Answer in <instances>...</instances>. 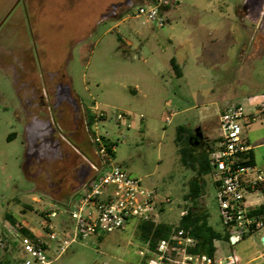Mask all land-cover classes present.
Returning a JSON list of instances; mask_svg holds the SVG:
<instances>
[{"label":"rangeland","instance_id":"rangeland-1","mask_svg":"<svg viewBox=\"0 0 264 264\" xmlns=\"http://www.w3.org/2000/svg\"><path fill=\"white\" fill-rule=\"evenodd\" d=\"M152 2L25 0L24 6L18 0H0V236L11 245L21 247L22 236L15 231L18 225L33 229L47 241L41 231L43 211L53 209L52 202L64 205L63 198L72 194L69 186L78 184L74 169L84 161L96 164L98 160L93 143L90 161L84 160L56 138L55 131L62 157L67 150L73 156L65 161L62 157L48 164L45 161L49 177L30 173L25 137L29 120L23 105L25 90L18 78L21 73L23 79L30 72L29 78L37 82L41 71L64 79L60 84L67 85L78 104L77 125L71 123L74 108L67 110L65 131H75L78 126L77 136L87 141L91 142L94 134L112 141L115 163L140 178L145 187L169 197L159 221L173 226L194 206L185 196L196 172L181 158L190 159L197 168L200 160L210 163L212 152L200 147L191 152L187 149L184 156L178 153L177 129L194 132L201 127L202 132L206 127L204 133L212 143L225 96L232 95L231 85L238 90L256 89L254 101H260L264 35L255 33L257 24L246 17L250 15L246 0H169L162 12V28L136 16L139 5ZM251 45L255 58L250 63L240 62L243 48L251 56ZM171 59L183 76L176 75ZM236 99L241 97L233 102ZM118 114L124 118L118 120ZM87 115L97 117L91 131H85ZM34 119L50 120L56 127L51 118ZM248 135L255 147L264 142V127L256 123ZM260 150L254 149L257 159ZM202 177L204 195L198 203L209 215L208 224L223 233L213 170ZM61 178L66 180L59 183ZM61 209L58 206V217L51 219L56 232L62 222L71 223ZM139 222L131 220L111 233L79 234L54 264H143L146 248L139 238ZM214 245L218 252L232 253L238 264H264V243L258 235L247 236L235 246L222 240ZM55 250L52 244L50 251ZM11 255L17 253L8 257Z\"/></svg>","mask_w":264,"mask_h":264},{"label":"built area","instance_id":"built-area-1","mask_svg":"<svg viewBox=\"0 0 264 264\" xmlns=\"http://www.w3.org/2000/svg\"><path fill=\"white\" fill-rule=\"evenodd\" d=\"M168 1L153 0L149 5H139L136 16L143 17L156 28H162L165 24L162 12ZM123 118L124 114L117 115L118 120ZM262 119L264 98L249 110L241 104L230 105L218 117L219 138L215 150L211 152L210 163L214 180L219 183L216 197L230 246L237 245L244 235L264 237V213L250 215L251 209L245 202L247 190L262 193L264 168L245 164L251 146L242 133L244 125ZM102 137L94 134L90 138L98 160L96 164L87 163L90 175L82 186L83 191L73 202L61 207V212L68 215L70 225L62 222L60 232L55 231L51 219L59 214L58 207H54L44 211L41 217V231L47 241L31 228L27 229L33 238L23 236L18 230L21 226H16L15 231L22 236L21 247L11 245L7 238L0 236V264L4 257L9 258V253H17L9 258L11 264H54L79 234L111 233L125 228L134 219L160 222V210L170 202L169 197L145 187L140 178L115 163ZM110 149L113 151L114 147ZM52 244L56 247L54 253L50 251ZM144 245L143 264H238L232 253L218 252L217 249L213 254L195 252L197 239L183 229L160 239L153 248Z\"/></svg>","mask_w":264,"mask_h":264},{"label":"trees","instance_id":"trees-1","mask_svg":"<svg viewBox=\"0 0 264 264\" xmlns=\"http://www.w3.org/2000/svg\"><path fill=\"white\" fill-rule=\"evenodd\" d=\"M170 64L176 75L180 76V69L174 59H171ZM87 117V127L91 131L96 117L94 115H87ZM198 133H200V130L193 132L189 129H186L185 127H179L177 129V135L175 138L176 145L178 146V153L184 156L185 153L188 152L187 149H189L191 152L192 148L200 147L207 148L209 152L215 150L216 147L214 142L216 143L218 140L212 143L209 141L203 142L202 136H198ZM102 139L107 146L108 152L113 158L114 150L112 151L110 148L114 147L115 144L105 137H102ZM181 160L185 166L193 168V170L196 172V176L193 177L189 182V193L185 196L187 200L192 201L194 206L185 211V213L180 217V220L176 226L166 224L164 222L155 223L148 220L140 221L137 226L139 238L143 244H147L150 248H153L160 239L169 237L178 229H183L189 232L192 237L197 239V245L193 249L195 252L213 254L216 250L214 245L215 241L222 240L227 242L229 240V234L226 228L223 233H219L208 224L209 215L206 209L198 203V200L204 195L205 182L202 176L208 172H211L213 167L207 159L200 160L201 164L197 168L192 163L193 161H190V159V162L185 157H182ZM245 164L254 165L252 152L248 154V161ZM215 185L218 187L219 183L215 181ZM262 192L264 193V188L262 189ZM162 210L163 208H161L160 211L162 212ZM260 213H264V204H260L259 206L250 210V215H256ZM6 218L12 222L15 221L10 219V216H7ZM18 230L23 236L33 238V235L27 228L21 226ZM247 236L250 235H244L243 239ZM11 262L12 261L9 260V258L4 257L1 264H11Z\"/></svg>","mask_w":264,"mask_h":264},{"label":"crops","instance_id":"crops-1","mask_svg":"<svg viewBox=\"0 0 264 264\" xmlns=\"http://www.w3.org/2000/svg\"><path fill=\"white\" fill-rule=\"evenodd\" d=\"M245 8H246L248 14H250L249 16H246V17L248 19L250 18L249 20L252 23L254 21L257 24L258 27H259V24H260L259 28L258 27L255 28L256 29L255 33L256 32H260L262 35H264V0H246ZM253 13H256V15H254V17H255L254 20L252 19ZM260 19H261V23H259ZM249 34H251V32ZM245 49L246 48H243L241 50V52H240V55H239L240 62H242V63L243 62L250 63L252 57L255 58L254 55H253L254 53H253L252 45H251V56H249V55H247V53H245V51H244ZM261 50H262L261 54H263L264 53V47L261 48ZM176 64H177V62H176ZM183 75H184V72H183V70L180 69V76H183ZM262 86L264 87V85H262ZM229 88H230L229 90H231V92H232V95L229 96V97L225 96L226 97L225 98V102H224V105L222 106L220 112L225 110L228 106L234 105V104H241V105L245 106L246 109L249 110V109H251L253 107L254 104L257 103L256 101H254L256 97H253L256 89L248 88L247 90H238L232 85ZM235 97H241V100L240 99H236L235 102H233L232 99L235 98ZM263 98H264V92L262 94H260L259 100H261ZM256 123H259L261 126L264 127V119H262L260 121L254 122V123L244 125L242 133L244 132L243 136L246 139L247 143L251 146V152H252L253 159H254V166L256 168L263 169L264 168V149H263L264 148V142H259V143L255 144V147H254L250 143L249 135H248V130H250V126H252V125H254ZM77 127H76V130H77ZM217 127H218V119H217ZM200 128H198L197 130H200ZM85 129H86L85 131H87V128H85ZM197 130H195V131L197 132ZM204 131L205 132L207 131L206 127L202 128V132L200 130V134L202 136L203 142H208V141L210 142L211 138L209 137V135H205ZM72 135H73L72 136V143H71L70 146L73 149V151H75L77 154H79L84 160L91 159L90 157H91L92 152L94 151V148L91 145L90 140L87 141L83 137H78L76 132L75 133L73 132ZM25 137H26V135H25ZM218 138H219V127H218V134H217V136L213 137V141H217ZM216 146H217V144H216ZM257 147L258 148H262V150H260V152H259V158L258 159L256 158L255 153H254V149L257 148ZM51 157H53V156H51ZM49 159H50L49 162L58 161V159L57 160H54L52 158H49ZM45 161L47 162V160L45 158L42 159V164L45 163ZM86 164L87 163L84 161V165H86ZM32 166H33V164L31 165V167ZM47 172H48V170H47ZM30 173H33V175L35 176L34 173H36V172L34 170H32V171H30ZM36 175H42V174L39 172V173H36ZM214 185H215V180H214ZM215 188L217 189L216 185H215ZM71 190H72V194L70 195V197L69 198L67 197V199H66V197L63 198L64 202H66L65 204L63 203L64 205H62V203H60V204L57 203L56 204L55 202H52V204H51L52 207L53 206L54 207H58V206L59 207H66L69 203L72 202V199H73L74 195H76L77 193L80 194L82 192L83 188L82 187L78 188V184H77ZM245 202H246V206L249 209H253V208L259 206L260 204L264 203V193L262 192L261 194H257L255 192H251L250 190H247L245 192ZM183 213H185V212H183Z\"/></svg>","mask_w":264,"mask_h":264},{"label":"flooded vegetation","instance_id":"flooded-vegetation-1","mask_svg":"<svg viewBox=\"0 0 264 264\" xmlns=\"http://www.w3.org/2000/svg\"><path fill=\"white\" fill-rule=\"evenodd\" d=\"M20 2H22L25 6V0H18V3H20ZM15 65H17V64L15 63ZM20 72H21V70L17 72V76L20 74ZM22 75L23 74L21 73L18 76V78L21 79L22 87L25 90L24 91L25 98L23 99V105H24L25 110L27 112V119L29 120L28 123L30 121H32L34 118H37L38 116H40L42 118L43 117L51 118L53 120V123L56 126L55 127L56 128V138L61 139L65 143L71 145L72 136H73L72 133L73 132L77 133L79 127L75 126V131L66 132L65 128H64L66 123L64 120H65V117H67L66 111L67 110H73V108H74L75 116H73V118H71V123H73L75 125L77 123V119H78L77 118L78 117V115H77L78 111L76 110V108L74 106L73 107L70 106L69 103H71V102H69V103L64 102V103L56 105V100H55L56 87L61 82H63L64 79L63 78L57 79L50 72H44V71H41L39 74V79H40L39 81L40 82H37L36 80L34 81L32 78L30 79L29 78L30 72H29V74H26L27 77L25 76L23 79L21 77ZM40 86H42V88ZM51 88H53V89L50 90ZM46 114H48V115L46 116ZM76 127H77V130H76ZM87 129H88V127H87ZM72 156L73 155L71 154V152L67 150L66 152H64V156L61 159H63L65 161V160L70 159V157H72ZM74 158H76V157L74 156ZM32 162L34 163L33 166L32 167L29 166L30 168H32V170H34L36 173L40 172L42 175H45V177L50 176V173L47 172V170L44 168V164H42V159L39 158L38 160H32ZM30 165H32V164H30ZM83 167H84V164H80L76 169H74V176H76L75 179H77V174L79 171L82 170ZM62 171H65V169H62ZM53 172H56V171H53ZM36 173H34V174L36 175ZM66 173L67 172H65V174ZM58 180H59L58 181L59 183H62L63 181L66 180V178H64V179L61 178ZM49 183H51V182H49ZM49 186H50V184H49ZM74 186L75 185L69 186V189L71 190Z\"/></svg>","mask_w":264,"mask_h":264},{"label":"water","instance_id":"water-1","mask_svg":"<svg viewBox=\"0 0 264 264\" xmlns=\"http://www.w3.org/2000/svg\"><path fill=\"white\" fill-rule=\"evenodd\" d=\"M107 15H105V18ZM56 105L60 104L64 100H68L78 111L77 100H74L71 97L69 89L66 84H59L56 87L55 93ZM197 130V129H196ZM56 129L52 127L50 120L42 119H33L26 126V141H27V161L26 167L30 168V164H34L32 160L46 159V164L49 163V158L57 160L62 157L60 151L59 141L54 139V133ZM198 136H201L198 133ZM50 156V157H49ZM53 156V157H51ZM90 167L88 164L84 165L81 171L77 174V183L78 188L82 187L86 181V178L89 176ZM261 241L264 242V237L261 238Z\"/></svg>","mask_w":264,"mask_h":264}]
</instances>
